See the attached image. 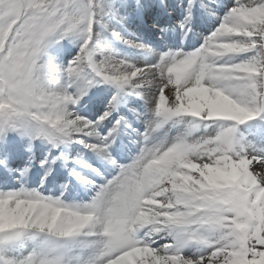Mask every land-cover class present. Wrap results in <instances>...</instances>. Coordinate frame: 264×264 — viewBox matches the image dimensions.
<instances>
[{
	"label": "snow or ice",
	"instance_id": "snow-or-ice-1",
	"mask_svg": "<svg viewBox=\"0 0 264 264\" xmlns=\"http://www.w3.org/2000/svg\"><path fill=\"white\" fill-rule=\"evenodd\" d=\"M0 264H264V0H0Z\"/></svg>",
	"mask_w": 264,
	"mask_h": 264
}]
</instances>
